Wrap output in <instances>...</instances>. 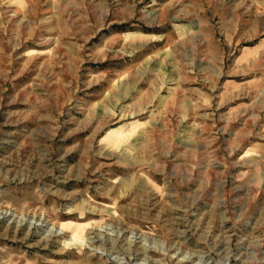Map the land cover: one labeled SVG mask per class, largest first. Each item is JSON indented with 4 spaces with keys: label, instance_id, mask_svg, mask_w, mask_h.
<instances>
[{
    "label": "rangeland",
    "instance_id": "rangeland-1",
    "mask_svg": "<svg viewBox=\"0 0 264 264\" xmlns=\"http://www.w3.org/2000/svg\"><path fill=\"white\" fill-rule=\"evenodd\" d=\"M0 264H264V0H0Z\"/></svg>",
    "mask_w": 264,
    "mask_h": 264
},
{
    "label": "crops",
    "instance_id": "crops-1",
    "mask_svg": "<svg viewBox=\"0 0 264 264\" xmlns=\"http://www.w3.org/2000/svg\"><path fill=\"white\" fill-rule=\"evenodd\" d=\"M26 2L30 1V2H33L34 0H25ZM36 1V0H35Z\"/></svg>",
    "mask_w": 264,
    "mask_h": 264
}]
</instances>
